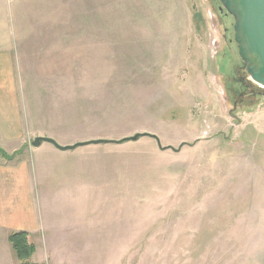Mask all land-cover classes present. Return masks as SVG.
<instances>
[{
    "label": "rangeland",
    "instance_id": "obj_1",
    "mask_svg": "<svg viewBox=\"0 0 264 264\" xmlns=\"http://www.w3.org/2000/svg\"><path fill=\"white\" fill-rule=\"evenodd\" d=\"M119 1L82 34L62 31L61 0L20 2L37 10L22 25L59 31L10 35L22 141L8 159L30 174L35 260L264 264V95L233 109L217 57L229 22L212 0ZM139 132L185 145H33ZM12 259L0 232V262Z\"/></svg>",
    "mask_w": 264,
    "mask_h": 264
},
{
    "label": "crops",
    "instance_id": "obj_2",
    "mask_svg": "<svg viewBox=\"0 0 264 264\" xmlns=\"http://www.w3.org/2000/svg\"><path fill=\"white\" fill-rule=\"evenodd\" d=\"M27 3L36 0H26ZM7 2L14 4L7 5ZM22 0H0V147L10 155L21 144V123L16 106V63L11 53L13 46L10 35L59 33L54 26L22 25L21 18H36L33 5L23 6ZM119 0H61V17L65 33H99V13L104 8L117 9ZM123 8H126L125 6ZM24 11L25 14H22ZM44 16V15H41ZM40 16V17H41ZM93 24V25H92ZM40 30V31H39ZM17 107V108H16ZM13 147V148H11ZM12 159L0 154V232L9 240L11 231L25 230L37 233L39 214L35 195L31 189L30 174L26 168L9 163ZM13 248V247H12ZM39 248L32 257L36 263L50 264V256L35 260ZM11 258V257H10ZM0 264H4L1 263ZM7 264H15L10 260Z\"/></svg>",
    "mask_w": 264,
    "mask_h": 264
},
{
    "label": "water",
    "instance_id": "obj_3",
    "mask_svg": "<svg viewBox=\"0 0 264 264\" xmlns=\"http://www.w3.org/2000/svg\"><path fill=\"white\" fill-rule=\"evenodd\" d=\"M239 5L238 14L236 15L237 31L236 41L240 43V54L246 59V51L254 54L257 60V66L249 69L251 78L254 82L264 87V0H237ZM144 137L154 138L158 141L162 150L174 149L180 151L185 143L181 144L179 149L171 146L163 147L160 138L152 133L139 132L133 136L125 137L120 140L111 139H93L89 141L78 142L73 145H61L52 137L38 136L33 141L34 146H40L44 142L54 144L61 150H72L80 146L101 143H125L128 141H138Z\"/></svg>",
    "mask_w": 264,
    "mask_h": 264
},
{
    "label": "flooded vegetation",
    "instance_id": "obj_4",
    "mask_svg": "<svg viewBox=\"0 0 264 264\" xmlns=\"http://www.w3.org/2000/svg\"><path fill=\"white\" fill-rule=\"evenodd\" d=\"M211 1V0H210ZM217 6L220 13L221 21L229 22L222 33L225 44L227 45L222 51L217 52V57L221 62L224 71L221 72V79H224L227 93L231 96L234 108L239 107L246 97H251L250 102L254 103V96L264 95V89L254 83L249 73V69L257 66V60L254 54L246 51V59L240 54V43L236 41L237 23L236 15L238 14L239 5L237 0H212ZM224 23V22H223ZM227 47H230L228 50ZM226 98H229L228 96Z\"/></svg>",
    "mask_w": 264,
    "mask_h": 264
},
{
    "label": "trees",
    "instance_id": "obj_5",
    "mask_svg": "<svg viewBox=\"0 0 264 264\" xmlns=\"http://www.w3.org/2000/svg\"><path fill=\"white\" fill-rule=\"evenodd\" d=\"M0 154L7 158H12L13 155H8L0 147ZM9 241L16 253L20 264H44L35 263L32 257L36 252V244L32 241L31 235L28 231L18 230L9 233Z\"/></svg>",
    "mask_w": 264,
    "mask_h": 264
}]
</instances>
